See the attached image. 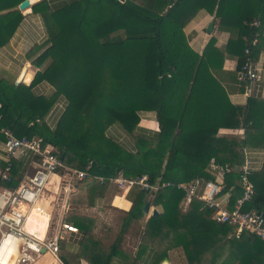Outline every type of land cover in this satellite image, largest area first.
<instances>
[{"label":"trees","instance_id":"1","mask_svg":"<svg viewBox=\"0 0 264 264\" xmlns=\"http://www.w3.org/2000/svg\"><path fill=\"white\" fill-rule=\"evenodd\" d=\"M22 1L0 0V12ZM254 5L255 0H41L31 9L42 17L49 48L31 64L39 69L47 61L49 65L30 86H16L5 74L0 79V129L18 138L39 137L66 166L85 170L90 165L89 175L104 179L76 183L72 204L92 206L120 173L175 185L213 179L206 172L211 160L240 166L243 149H264V98L252 94L238 106L228 97L234 90L247 92V84L237 80L245 48L255 63L264 48V0L258 10ZM201 11L220 18V31L230 36L222 47L211 37L199 55L184 28ZM22 19L18 11L0 15V46ZM252 39L255 46L249 45ZM227 58H237L235 71L222 70ZM43 82L54 88L49 98L33 92ZM58 100L66 102L64 112L56 128L49 129L44 119ZM143 112L156 114L159 131L153 136L138 132ZM112 123L131 135L136 153L126 152L106 134ZM220 129L243 130V135L220 136ZM28 158L15 160L5 186L19 185L23 168L37 160ZM237 180L235 173L225 178V190L234 188L232 201L241 194ZM249 180L255 193L244 209L264 212V163L250 172ZM182 198L183 191L175 186L161 188L152 202L147 193L132 189L130 210L109 246L94 235L95 218L72 215L69 222L82 236L79 248L71 253L61 244L59 258L63 264H143L142 255L152 251L151 264H160L178 249L187 264H264L263 240L244 232L235 238V227L212 221V211L201 210L199 202L182 212ZM145 203L159 214L147 217ZM133 220L144 226L135 254L120 245ZM186 222L191 228L180 231Z\"/></svg>","mask_w":264,"mask_h":264},{"label":"built area","instance_id":"2","mask_svg":"<svg viewBox=\"0 0 264 264\" xmlns=\"http://www.w3.org/2000/svg\"><path fill=\"white\" fill-rule=\"evenodd\" d=\"M256 44L257 41L252 39L249 45ZM244 54L246 59L237 71V80L247 84L246 93L250 94L249 86L260 80V70L249 58L248 48H245ZM0 135V160L4 163L0 169V264H34L45 254L52 257L56 263L63 264L59 258L60 246L63 242H71V239L79 237L78 228L64 216L58 221L50 216L43 235L38 236L30 230H24L26 219L34 206L37 207L36 212H39L38 209L43 212L40 200L42 194L49 191L48 184L52 176L60 177L59 186L64 194L71 193L76 183L87 178L100 183L104 182V179L90 176V165L85 170L66 166L53 147L43 145L39 137L18 138L7 129H0ZM247 154V150L243 149L244 161L240 166L231 167L228 163L211 160L206 168V172L213 177L211 180L195 178L189 183L175 185L158 180L151 184L147 176L127 179L120 173L111 181L121 190L123 198H126L132 189H139L152 199L161 188L175 186L183 191L180 204L183 211L193 202H199L201 209L212 210V221L235 227V238H239L244 232L264 241V212L254 208L244 209L255 193L254 185L249 180ZM24 155L37 159L28 163L26 173L30 169L29 174L23 175L24 178L17 187L5 186L11 182L15 160ZM231 173L238 174L236 184L241 194L233 208L227 210L222 208L217 197L225 189V178Z\"/></svg>","mask_w":264,"mask_h":264},{"label":"crops","instance_id":"3","mask_svg":"<svg viewBox=\"0 0 264 264\" xmlns=\"http://www.w3.org/2000/svg\"><path fill=\"white\" fill-rule=\"evenodd\" d=\"M47 1H51V0H47ZM261 1L262 0H255V5H254L255 9L258 10L260 8ZM37 2L39 1L31 0L32 3L31 6ZM14 11L20 12L18 10V7H16L4 12H0V15L12 13ZM20 13L23 16L22 21L19 23V25L15 29L14 33L12 34L8 42L5 43L3 46H0V79H2L5 74L7 75L8 79L14 81V84L16 86L20 84L25 86H30L34 81L36 74L40 72V69L32 65L31 63L45 49L49 48V43H47L48 34L45 25L43 23L42 17L39 14H34L31 8L30 11L25 14H23V12ZM211 21H213V28L212 31L208 34L206 32V28ZM220 26H221L220 18L213 17L204 11L199 12L195 16V18L191 22H189L187 26L184 28V33L187 37L189 46L195 52L201 55L204 50V47L206 46L210 38L215 37L217 41L216 45L218 47H222L223 45L226 44L228 37L230 35L228 33L221 32ZM34 48H37V50L33 52L31 55H28V53ZM255 64L257 68L260 70V80L255 83H252L249 86L250 94L238 93L235 90L229 92L228 97L232 104L238 106H244L246 104L248 97L251 96L252 94L254 96H259L264 98V48L263 50L260 51L258 56V61ZM236 67H237V58H227L223 62L222 70L225 72H233L235 71ZM21 74H22L20 80L21 82L19 84H16ZM232 87L234 86L232 85L230 88L233 89ZM33 92L36 96H43L49 98L53 95L54 88L50 84L43 82L34 86ZM65 105L66 102L64 100H58L53 105V107L51 108V110L44 119V122L49 129L56 128L57 123L64 112ZM138 127H139L138 132L142 135L145 136L155 135V133L159 131L156 114L154 112L141 113ZM105 132L111 139L119 143L126 152L136 153L137 150L133 138L131 137L130 134H128L125 130H123L119 124L117 123L110 124L106 128ZM236 133H238L239 135L240 134L243 135V130L220 129L218 131V135L220 136L228 135V134H236ZM246 150L248 153L247 160H248L250 172L260 170L264 163V149L257 148V149H246ZM111 179L109 180L110 182L108 183L106 194L102 198L95 199L92 206L83 205V204H72L71 198L73 197L72 195L76 193L77 186L75 185V188L72 190L71 193L64 194L62 187L59 186L56 180L55 184L50 185L48 187L49 189L48 192H52V196H54V200H56V198H59L58 200L59 202L51 204L53 201L51 202L49 200L46 201L45 198L43 199L42 202H40L42 208L45 210V212H47V219L45 222V226L49 221L50 216L55 221H58V219H60L62 216H64V218L69 220L70 219L69 217L72 215L95 218L96 221H95V226L93 228L94 235L103 244L107 246L111 245L115 241L119 233L116 236V238L111 242L104 239L103 236L98 235L100 233L101 228H103L104 230L109 229L108 224L105 225L106 224L104 218L105 206H109L110 208L121 213L122 215L124 214L126 215V213H128L131 207V202L126 198L123 199L121 190H119V188L116 187V185L111 181ZM233 189L234 188H231L230 190L224 189L222 194L217 197V200L222 206V208L228 210V206L230 204H232L230 206L231 208H233L234 203L237 199L236 198L235 201H232V196L234 195ZM150 202H152V199L150 200ZM149 204H150V211L146 215L147 217L151 216V209L155 208L154 206L151 205V203ZM157 210L159 211V209ZM188 210L189 208L186 209L185 211L182 210V212L187 213ZM204 210H209V209L205 208ZM31 215L32 212H30L29 217H31ZM122 224L120 225V230ZM135 224H137L138 230L136 232H133V229L136 228ZM184 225L185 226L180 225L179 227L181 229L180 231H183L184 229H189L192 226V224L188 222H186ZM143 230H144V226L140 221L133 220L132 222H130L126 230L121 235V244H120L121 247L129 253L135 254ZM43 233L44 231L42 232L41 236L43 235ZM126 233H127V237L125 236ZM134 233H136L135 239L133 238ZM81 237L82 236L80 234L79 237H75V239H71L72 240L71 242H63V244L65 245L66 249L69 250L71 253H76L79 248ZM126 238H127V246L125 244ZM153 258H154V253L152 251H148L142 255L141 261L143 264H151ZM165 259L168 260V263L164 262ZM165 259L160 264H187L182 251L178 249L170 251L168 253V257ZM47 263L59 264V263H55V261H53L50 257H48V255H44L41 259V262L40 263L38 262L36 264H47ZM80 264H87V263L81 261Z\"/></svg>","mask_w":264,"mask_h":264},{"label":"rangeland","instance_id":"4","mask_svg":"<svg viewBox=\"0 0 264 264\" xmlns=\"http://www.w3.org/2000/svg\"><path fill=\"white\" fill-rule=\"evenodd\" d=\"M39 1H41V0H39ZM45 1H47V0H45ZM20 12H23V11H20ZM49 65V62L47 61L46 62V64H44V66H43V68H40V71L42 70V69H44L46 66H48ZM228 135H239L238 133H236V134H228ZM241 136H242V134H240ZM21 159V158H20ZM26 168L27 167H25V168H23V170H22V175H25V174H29V171H30V169H29V171L26 173ZM24 178V177H23ZM23 178H22V180H23ZM56 180H57V183L59 184V182L61 181L60 180V177H58L57 175H55V176H52L51 177V179H50V181H49V186L50 185H53V184H55L56 183ZM22 182V181H21ZM21 184V183H20ZM48 186V187H49ZM116 187H118L117 185H116ZM1 190V189H0ZM45 198V200L47 201V200H49L50 202L51 201H53L51 204H54V203H58L59 201V198H56V200H54V196H52V192H45L44 194H42V197H41V200H40V202H42L43 201V199ZM123 199H125V198H123ZM126 199H127V197H126ZM37 211V207L36 206H34L33 208H32V210H31V212H32V215H34V214H38V212H36ZM38 211L40 212V209H38ZM46 214H47V212H46ZM104 215H105V221H106V224L105 225H107L108 224V228L109 229H106V230H104L103 228H101L100 229V233L98 234V235H101V236H103L104 237V239H106V240H108L109 242H111V241H113L115 238H116V236L118 235V233H119V230H120V225L122 224V221H123V219L126 217V215H127V213H126V215L124 214V215H122L121 213H119V212H117L116 210H114V209H112V208H110L109 206H105V211H104ZM38 220V217L36 216V215H34L33 217H32V221H37ZM39 222V221H38ZM46 222V221H45ZM95 226V225H94ZM135 226H136V228H134L133 229V232H136L137 230H138V226H137V224H135ZM105 227H107V226H105ZM44 229H45V223H44ZM44 231V230H43ZM135 234L136 233H134V236H133V238L135 239ZM125 236L127 237V233L125 234ZM125 238V237H124ZM125 244H126V246H127V238H126V242H125Z\"/></svg>","mask_w":264,"mask_h":264},{"label":"bare ground","instance_id":"5","mask_svg":"<svg viewBox=\"0 0 264 264\" xmlns=\"http://www.w3.org/2000/svg\"><path fill=\"white\" fill-rule=\"evenodd\" d=\"M36 1H39V0H36ZM29 2H30V4H32V3H31V0H29ZM29 11H30V9L28 8V9H26L25 11H23V13H27V12H29ZM34 215H36V216L38 217V220H37V221H32V217H33ZM34 215H31V217H29L30 214L28 215V217H27V219H26L25 226H24V230H25V231H29V230H30L32 233H36L37 235L41 236V234H42V232H43V230H44V223H45V221H46V219H47V214H46L45 210L43 209V212H38V214H34ZM38 221H39V222H38ZM31 232H30V233H31ZM45 255H48V254H45ZM43 256H44V255H43ZM43 256H42V257H43ZM42 257L40 258L39 261L35 262L34 264H36V263H38V262L40 263ZM48 257H50V256L48 255ZM50 258L53 260L52 257H50ZM53 261H55V260H53ZM55 263H56V261H55ZM47 264H48V263H47Z\"/></svg>","mask_w":264,"mask_h":264},{"label":"water","instance_id":"6","mask_svg":"<svg viewBox=\"0 0 264 264\" xmlns=\"http://www.w3.org/2000/svg\"><path fill=\"white\" fill-rule=\"evenodd\" d=\"M30 9L31 8V4H30V2H29V0H24V1H22L19 5H18V10L19 11H25L26 9ZM23 14H25V13H23ZM212 28H213V21H211L209 24H208V26H207V28H206V32L209 34L211 31H212ZM21 76H22V74L19 76V78H18V82L16 83V84H19L21 81ZM23 84H25V83H23ZM142 210H143V213L144 214H148L149 213V211H150V204L149 203H145L144 204V206H143V208H142ZM159 214V212H158V210L157 209H155V208H153V209H151V216L150 217H154V216H156V215H158ZM164 262L165 263H168V260L167 259H165L164 260Z\"/></svg>","mask_w":264,"mask_h":264}]
</instances>
